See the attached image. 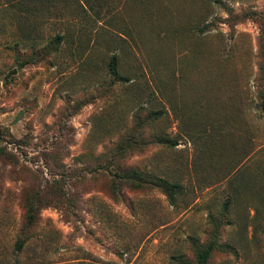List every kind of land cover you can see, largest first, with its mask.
<instances>
[{
	"label": "rangeland",
	"instance_id": "374dc122",
	"mask_svg": "<svg viewBox=\"0 0 264 264\" xmlns=\"http://www.w3.org/2000/svg\"><path fill=\"white\" fill-rule=\"evenodd\" d=\"M0 264H264V0H0Z\"/></svg>",
	"mask_w": 264,
	"mask_h": 264
},
{
	"label": "trees",
	"instance_id": "16d2710c",
	"mask_svg": "<svg viewBox=\"0 0 264 264\" xmlns=\"http://www.w3.org/2000/svg\"><path fill=\"white\" fill-rule=\"evenodd\" d=\"M160 182L159 186L164 190H168L172 186L162 178ZM39 221L40 216L37 211H33L31 208H25L24 221L17 229V240L15 242V249L17 251H21L24 248L26 242L33 237V234L34 236L36 235L33 230Z\"/></svg>",
	"mask_w": 264,
	"mask_h": 264
}]
</instances>
